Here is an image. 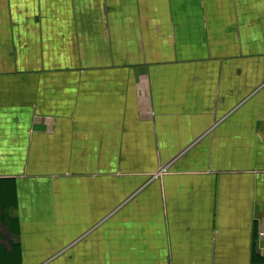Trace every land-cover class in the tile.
Wrapping results in <instances>:
<instances>
[{
    "label": "crops",
    "instance_id": "1",
    "mask_svg": "<svg viewBox=\"0 0 264 264\" xmlns=\"http://www.w3.org/2000/svg\"><path fill=\"white\" fill-rule=\"evenodd\" d=\"M0 264H264V0H0Z\"/></svg>",
    "mask_w": 264,
    "mask_h": 264
},
{
    "label": "built area",
    "instance_id": "2",
    "mask_svg": "<svg viewBox=\"0 0 264 264\" xmlns=\"http://www.w3.org/2000/svg\"><path fill=\"white\" fill-rule=\"evenodd\" d=\"M164 171H165V170H162V171L158 172V173L156 174V176L162 174Z\"/></svg>",
    "mask_w": 264,
    "mask_h": 264
}]
</instances>
